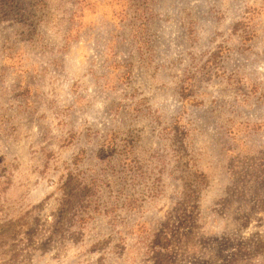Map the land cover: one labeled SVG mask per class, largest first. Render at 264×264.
I'll return each instance as SVG.
<instances>
[{
  "label": "rangeland",
  "instance_id": "374dc122",
  "mask_svg": "<svg viewBox=\"0 0 264 264\" xmlns=\"http://www.w3.org/2000/svg\"><path fill=\"white\" fill-rule=\"evenodd\" d=\"M0 1V264H264V0Z\"/></svg>",
  "mask_w": 264,
  "mask_h": 264
},
{
  "label": "trees",
  "instance_id": "16d2710c",
  "mask_svg": "<svg viewBox=\"0 0 264 264\" xmlns=\"http://www.w3.org/2000/svg\"><path fill=\"white\" fill-rule=\"evenodd\" d=\"M37 1H40V0H34V2H37ZM1 4H2V2L0 1V5H1ZM22 11H23V10H21L20 8H18V10L15 11V14H16V16L14 17L15 20L19 19L21 16H24V13H23ZM78 161H80L79 156L74 158L73 163H77ZM66 177H68L67 179L73 177L72 172L69 171V172L67 173V176H66ZM76 178H77V177H76ZM67 179H66V180H67ZM78 180H80V179H78ZM67 181H68V180H67ZM80 185H81V184H80ZM80 191H81V193H83V194L89 192V187H88L87 183H83V184L81 185V190H80Z\"/></svg>",
  "mask_w": 264,
  "mask_h": 264
}]
</instances>
